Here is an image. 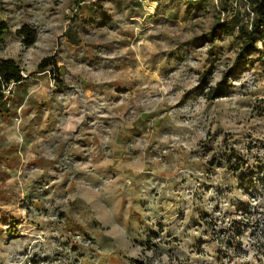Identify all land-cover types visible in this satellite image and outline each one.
<instances>
[{
	"label": "rangeland",
	"instance_id": "rangeland-1",
	"mask_svg": "<svg viewBox=\"0 0 264 264\" xmlns=\"http://www.w3.org/2000/svg\"><path fill=\"white\" fill-rule=\"evenodd\" d=\"M253 1L0 0V264H264Z\"/></svg>",
	"mask_w": 264,
	"mask_h": 264
},
{
	"label": "trees",
	"instance_id": "trees-1",
	"mask_svg": "<svg viewBox=\"0 0 264 264\" xmlns=\"http://www.w3.org/2000/svg\"><path fill=\"white\" fill-rule=\"evenodd\" d=\"M250 7L254 12V17H249L248 23L239 26V35L242 44L239 59H244L245 56L257 53L261 54V52H263L262 49H259L258 44L263 43L264 45V0H254ZM228 25V22L217 23L214 26V32L216 33L219 31L220 33H225L228 29ZM17 33L24 38L23 42L28 47L33 45L36 41L37 33H35L30 26L24 25L21 29H18ZM51 64L54 65L55 62L47 58L40 64V69H46L48 66H51ZM25 79L22 67L19 66L15 60L0 59V106H6V87L11 84H22ZM221 85L222 84H220V86ZM221 90L224 91V88ZM219 94H221V96L225 95L223 92Z\"/></svg>",
	"mask_w": 264,
	"mask_h": 264
},
{
	"label": "built area",
	"instance_id": "built-area-1",
	"mask_svg": "<svg viewBox=\"0 0 264 264\" xmlns=\"http://www.w3.org/2000/svg\"><path fill=\"white\" fill-rule=\"evenodd\" d=\"M249 11H250V13H251V15H252V18L254 17V12L252 11V10H250V9H248ZM12 85L13 84H11V85H9L8 87H6V97H7V95H8V90H9V88L10 87H12Z\"/></svg>",
	"mask_w": 264,
	"mask_h": 264
}]
</instances>
